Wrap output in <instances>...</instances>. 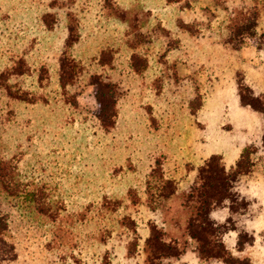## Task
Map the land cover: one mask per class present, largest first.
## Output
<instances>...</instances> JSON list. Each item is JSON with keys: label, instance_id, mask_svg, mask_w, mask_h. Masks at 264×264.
I'll list each match as a JSON object with an SVG mask.
<instances>
[{"label": "rangeland", "instance_id": "374dc122", "mask_svg": "<svg viewBox=\"0 0 264 264\" xmlns=\"http://www.w3.org/2000/svg\"><path fill=\"white\" fill-rule=\"evenodd\" d=\"M58 6L0 0V74L23 69L0 85V157L28 191L0 193L18 253L8 264H104L105 253L110 264H141L142 242L128 250L129 217L142 236L152 220L185 242L175 264H221L191 252L183 205L199 165L217 154L230 167L245 148L254 164L248 217L259 235L235 255L264 264V117L235 94L241 80L264 95V49L227 42L239 9H255L264 29V0H76L79 37L69 53L83 71L66 91L58 57L68 20ZM91 74L121 87L108 131L95 116ZM149 177L174 179L178 189L159 198L161 183ZM32 190L56 220L37 212Z\"/></svg>", "mask_w": 264, "mask_h": 264}, {"label": "trees", "instance_id": "16d2710c", "mask_svg": "<svg viewBox=\"0 0 264 264\" xmlns=\"http://www.w3.org/2000/svg\"><path fill=\"white\" fill-rule=\"evenodd\" d=\"M76 0H59V12H65L68 20L66 24L67 35L58 57L59 85L63 91L72 85L83 71L80 63L75 61L70 49L77 42L78 22L75 19L73 8ZM178 2L179 0H168ZM232 11V10H231ZM260 13L252 9L246 13L239 9L232 16L230 33L227 42L236 44L240 48L245 40H252L253 45L259 50L264 49V29L259 28ZM136 57H133V61ZM23 74L22 65L6 69L0 74V85L7 86L6 80L13 76ZM3 82V83H2ZM89 83L93 86V92L97 107L95 116L105 130L114 128L118 116V104L121 95L120 84L103 76L91 74ZM236 97L244 108H247L264 117V95L257 94L255 89L247 83L237 82ZM264 141V135H263ZM252 151L245 148L235 162L227 167L222 155L211 154L196 170L195 176L190 181L184 208L188 211L184 222V234L194 241L192 249L199 259L207 261H221L224 264H250L248 257L235 255L226 244V236L236 233V249L243 252L255 243L259 232L253 226L248 216L251 213L252 202L250 200L249 174L253 167ZM153 170L156 171L157 162L154 161ZM17 173L9 159L0 157V193L18 196L22 191L21 182L17 179ZM160 182L159 198L168 199L177 191V183L167 177H149ZM157 189L159 188V186ZM150 181H146L145 193L149 194ZM36 201V210L40 214L48 215L56 220L58 213L50 214L48 205L43 202V194L32 190ZM131 203L134 193L129 191ZM137 195V194H136ZM61 213L59 212V219ZM132 238L129 241L130 252L139 248L142 257L141 264H175L182 254L188 250L186 244L174 237H170L163 226L154 221L147 222V233L142 236L137 229L136 221L129 217ZM9 217L0 206V264H8L18 256L16 245L6 237L9 229ZM128 223V224H129ZM130 256V255H128ZM104 264H110L107 253L103 255Z\"/></svg>", "mask_w": 264, "mask_h": 264}, {"label": "crops", "instance_id": "0c3cea01", "mask_svg": "<svg viewBox=\"0 0 264 264\" xmlns=\"http://www.w3.org/2000/svg\"><path fill=\"white\" fill-rule=\"evenodd\" d=\"M228 237V239H229V241L227 242V240H226V244H227V246L233 251V253L234 254H237V253H239L240 251H238L235 247H236V233H230V234H228L227 236H226V238ZM188 240H190V242H193L194 243V241L192 240V239H190V238H188V237H186ZM225 238V239H226ZM231 239V240H230ZM234 241V242H233ZM257 241V239L255 240V242ZM255 245V243L252 245V246H254ZM195 246V245H194ZM194 246L192 247V249L194 248ZM233 246V247H232ZM252 246H250V247H252ZM246 250V249H245ZM244 250V251H245ZM243 251V252H244ZM191 252H193L194 253V251L193 250H191ZM237 252V253H236ZM186 253V252H185ZM190 253V252H189ZM195 254V253H194ZM183 255V254H182ZM181 255V256H182ZM180 256V257H181ZM184 256V255H183ZM196 256V255H195ZM215 262H220V261H215ZM221 264H224L223 262H221Z\"/></svg>", "mask_w": 264, "mask_h": 264}]
</instances>
